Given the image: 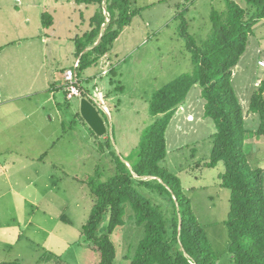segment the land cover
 I'll return each instance as SVG.
<instances>
[{"label": "trees", "instance_id": "obj_1", "mask_svg": "<svg viewBox=\"0 0 264 264\" xmlns=\"http://www.w3.org/2000/svg\"><path fill=\"white\" fill-rule=\"evenodd\" d=\"M77 1L100 8L104 1L110 15L103 32L105 19L99 16L83 40L76 43L81 72L110 53L113 42L136 12L130 10L129 0ZM193 1L182 0L176 14L180 21L178 35L186 40L193 70L152 94L148 107L153 123L144 131L131 160L122 159L110 150L115 167L112 177L101 181L96 173L85 180L92 207L80 235L98 253L97 264L115 263L116 248L111 235L125 226L127 208L132 212L129 220L144 232L133 254L127 257L129 264L221 263L205 226L192 212L181 178L164 166L166 129L194 86L200 89L204 117L215 126L209 138L212 145L209 158L194 169H220L222 165L215 184L230 193L229 211L223 223L228 240L226 256L230 264H264V167H251L244 146L247 138L264 139V81L250 93L247 110L232 81L233 71L248 50L254 26L264 19V0H224V11H211L210 33L199 44L188 34L184 17L187 5ZM89 47L91 50L84 53ZM247 114L258 118L254 132L247 128ZM186 173L190 174L189 170ZM0 264L21 263L14 260Z\"/></svg>", "mask_w": 264, "mask_h": 264}, {"label": "rangeland", "instance_id": "obj_2", "mask_svg": "<svg viewBox=\"0 0 264 264\" xmlns=\"http://www.w3.org/2000/svg\"><path fill=\"white\" fill-rule=\"evenodd\" d=\"M171 2L172 0H129L131 11L133 7L142 8V11L141 18L136 17L133 21L130 20L131 25L129 23L125 26L127 28L125 35L131 36L137 32L144 37V41L136 44L134 47L137 48L136 51L131 47L126 50L128 60L121 67V70L126 72L120 80L126 86L121 100L122 112L118 113L108 105L110 116H107L105 111L97 107L102 121L107 125L105 134L108 137L107 140L90 131L81 118V120L76 117L71 120L65 119V125L61 128L59 150H56L59 152L56 155L59 163L56 170L46 172L53 175L54 179L48 182L49 186H45L46 182L35 180L33 186L24 192V195L30 196L32 201L38 200L37 208L33 209L30 203H26V207L35 211L33 221L39 223L42 230H36L34 227L26 228L24 230L26 243L11 242L12 246H8L11 250L0 249V261L17 260L21 264L98 263V253L93 251L80 235V229L86 223L92 207V197L85 180L96 176V173L101 181L112 177L115 167L113 158L106 149V143L116 155L120 154L123 159L131 160L140 137L137 129L141 131L145 128L146 132L152 120L148 110L149 103L145 99L141 100V97H150L153 92L178 79L177 77L191 72L194 67L191 54L186 49V40L178 37L179 35L176 38L171 36V33L178 31L176 25L179 22L174 18V11L170 12ZM28 3L30 4L31 1ZM196 4L197 7L193 6L189 12L187 11L188 14L185 13V19L188 34L199 44L206 40L210 33V12L213 9L219 12L224 11L225 2L224 0H201ZM30 13L35 15L36 10ZM72 28L73 34L75 27ZM79 29L81 28H77L78 32ZM140 30L150 32L151 35L158 33L162 39L157 42L151 35L148 37ZM257 44L264 47V26L261 23L254 28V36H250L249 49ZM246 55L243 63L248 62V66L240 68L248 70L243 73V83L248 85L253 79L254 70H257L258 75L262 72L256 65V61L250 63V55L247 57ZM77 72L81 87L88 90L89 94H93L92 80L89 82L91 86L82 83L83 75L79 70ZM196 92L193 90L191 94H188L190 99H194ZM72 101L74 104L78 102L77 99ZM176 118H179L181 123L177 125L175 121H171L166 130L168 155L164 166L173 175L179 168L189 170L190 174L182 172L181 184L186 189L191 188V191L186 194L190 200L192 212L196 220L205 226L207 238L214 252L219 256L220 264H230L226 256L227 230L223 224L229 211L230 193L229 190L215 184L222 165L220 169L219 167L204 168L199 171L194 169L196 164L209 158L211 151L209 135L214 132L213 121L208 118L204 124H197L190 129L182 121L183 115ZM257 124L258 118L253 116L246 125L251 130ZM92 134L94 138L91 140ZM74 142L79 145V150L71 149L69 143ZM96 142L98 146L94 145ZM101 146L103 151L98 149ZM196 176L198 177L195 178ZM74 177H77V180H74ZM131 214V210L127 208L125 226L118 228L111 235V241L116 248L114 264H129L127 257L133 254L143 237V228L129 220L128 217Z\"/></svg>", "mask_w": 264, "mask_h": 264}, {"label": "crops", "instance_id": "obj_3", "mask_svg": "<svg viewBox=\"0 0 264 264\" xmlns=\"http://www.w3.org/2000/svg\"><path fill=\"white\" fill-rule=\"evenodd\" d=\"M28 1L31 3L29 4ZM179 1L172 0V4L170 3L172 6H169L172 8L170 12L174 11V18H177L175 14H177L179 6L183 4L182 0ZM199 1L201 0H196L188 5V12L193 6L197 7L196 3ZM107 4L103 1L100 8L96 4L79 3L77 0H0V249L2 250H11L8 248L9 245L12 246L11 242L15 244L25 242L24 230L26 228L34 227L36 230H42L41 225L33 221L35 211L26 207V203H30L33 209L37 208L38 200L32 201V198L25 196L24 192L33 186L35 180L46 182L45 186H49L48 182L53 180L54 176L46 172L56 170L59 163L56 155L59 154L57 151L65 119L81 118L79 113L81 99H77L76 104L73 101H66L62 76L65 70L72 67L77 57L76 43L83 40V36L91 30L95 19L99 16L105 19L102 24V32L109 24L110 15L107 12ZM35 10V15L30 13ZM132 11L136 12L132 21L136 17L141 18L142 8L135 9L133 7ZM43 22H47L48 25L45 26ZM179 22L176 25L177 30ZM259 23L264 26V19L259 21L254 28ZM72 27H75L73 34ZM79 27L81 29L78 32L77 28ZM126 29L124 27L113 42L110 53L105 54L97 63L89 65L81 71L82 83L91 86L89 82L92 80L93 91L98 88L102 92L106 109L104 113L107 116H110L109 107L118 113L122 112L121 100L124 94L123 89H126V86L120 80L126 72V70H121L122 65L128 60L126 50L131 47L136 51L137 48H134L136 44L144 41V37L137 32L126 36ZM140 31L148 37L151 35L150 32ZM177 35L178 31L171 33L172 38H176ZM100 36L101 34L99 38ZM151 36L157 42L162 39L158 33ZM249 47L250 45L246 52L247 55H245L246 57L250 55V63L256 61L258 66V61L264 60V47L261 44L252 46V49ZM90 50L89 47L85 49L84 53ZM243 58L233 71L232 81L234 88H237V96L244 110H247L250 93L257 89L261 81H264V70L258 66L262 74L258 75L257 70H254L256 75L253 72L252 81L248 85L243 83V73L248 71L240 68L248 66V62L243 63ZM103 59L109 62V72L106 76H101ZM242 84L243 87H241ZM83 90L89 94L88 90L84 88ZM193 90L197 92L194 99H190L188 94H191ZM189 93L185 102L171 117L170 122L175 121L179 125L181 122L176 116L183 115L182 121L191 129L197 124H204L208 118L204 117V102L201 99L198 86H194ZM150 97L142 96L141 100L145 99L148 103ZM95 108L97 111L99 110L97 107ZM253 116L245 115L246 123ZM105 126L107 127L106 124ZM257 126L258 124L251 128V131L254 132ZM144 131L145 128L141 131L137 129L140 137L136 148L134 147L135 151L139 148ZM213 133H210L209 138ZM165 135L167 136L166 133ZM93 138L92 134L91 140ZM102 139L107 140V135ZM69 144L72 150L75 148L79 150L77 142ZM94 145L98 146L97 142ZM244 146L251 167L263 168L264 139H257L255 136L247 138ZM211 148L212 145L210 150ZM98 149L103 151L102 147ZM106 149L107 151L111 150L107 147ZM68 153L72 152L68 151ZM127 165L129 164L127 163ZM187 170L179 168L175 175L182 179V172ZM73 179L77 180V177ZM190 189L185 187L186 193L191 191Z\"/></svg>", "mask_w": 264, "mask_h": 264}, {"label": "built area", "instance_id": "obj_4", "mask_svg": "<svg viewBox=\"0 0 264 264\" xmlns=\"http://www.w3.org/2000/svg\"><path fill=\"white\" fill-rule=\"evenodd\" d=\"M80 66L79 58L75 59L71 68L63 72V91L66 101L74 99H86L95 107H98L106 112L105 102L102 92L97 88L93 94H86L81 87L78 77V69ZM258 66L264 70V60L258 61ZM109 62L103 59L101 62V76H106L109 72Z\"/></svg>", "mask_w": 264, "mask_h": 264}, {"label": "water", "instance_id": "obj_5", "mask_svg": "<svg viewBox=\"0 0 264 264\" xmlns=\"http://www.w3.org/2000/svg\"><path fill=\"white\" fill-rule=\"evenodd\" d=\"M79 113L89 129L97 136L104 137L107 129L95 106L86 99L80 100Z\"/></svg>", "mask_w": 264, "mask_h": 264}]
</instances>
